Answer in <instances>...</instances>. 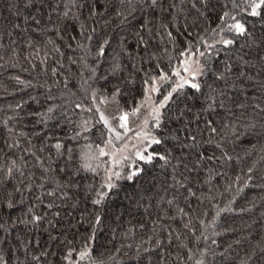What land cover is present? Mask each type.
I'll list each match as a JSON object with an SVG mask.
<instances>
[{
  "label": "snow or ice",
  "instance_id": "snow-or-ice-1",
  "mask_svg": "<svg viewBox=\"0 0 264 264\" xmlns=\"http://www.w3.org/2000/svg\"><path fill=\"white\" fill-rule=\"evenodd\" d=\"M9 12L0 14V69L22 59L29 66L23 71L45 80L11 77L44 92L9 105L13 114L0 118V264H206L220 247L214 237L233 231L216 230L217 221L236 210L218 208L209 223L199 219L203 232L195 235L193 201L214 197L211 187L207 196L194 187L227 176L221 169L239 162L236 150L247 154L246 143L255 149L264 139V0H11ZM161 44L165 53L180 49L169 58L170 71L160 66ZM68 52L70 64L88 73H80L81 88L93 105L75 103L73 114L95 111L107 130L95 152L89 144L75 160L71 143L91 130L90 120L77 123L52 103L47 79L68 89L69 79L60 78ZM141 73L144 99L131 111L118 109L113 126L98 97L118 103ZM110 78V96L93 87ZM165 85L162 99L153 100ZM81 173L93 182L82 185ZM255 173V164L247 168L244 188L264 180ZM245 211L251 209L239 213ZM186 217L181 233L173 224ZM189 233L208 246L181 245ZM100 247L101 257L110 253L106 260L95 255ZM219 255L232 264H264V237L234 239Z\"/></svg>",
  "mask_w": 264,
  "mask_h": 264
},
{
  "label": "trees",
  "instance_id": "trees-1",
  "mask_svg": "<svg viewBox=\"0 0 264 264\" xmlns=\"http://www.w3.org/2000/svg\"><path fill=\"white\" fill-rule=\"evenodd\" d=\"M11 7V0H0V14L8 17L10 15L9 9ZM182 46V44H181ZM164 45H160V50L157 52L160 66L165 68L166 71H170L169 67L166 65L169 64L170 56H176L179 52V48L173 49L169 47L168 53H165L162 49ZM153 51H157V49H153ZM74 54L68 52L66 57L64 58L65 68L61 70V79L67 77L70 81L68 89H65L63 85L55 86L53 78H51L50 74L47 77L48 83L53 84L52 87V95L56 97L52 103L60 105L63 104L69 111L71 118L77 123L82 119L90 120L91 130L86 132L79 138L78 141L72 142L71 146L74 148V160L76 155L81 150H88L87 145H92V151L95 150V146L97 144H103L104 139L107 136V130L104 128L103 123H97L99 120V114L95 111L93 112H80L76 110L75 114H73V107L75 103L83 102L86 107H92V101L87 98L86 92L84 89L87 88L85 85L84 88H81L83 80L81 78L80 73L83 72L84 76L88 75L87 71L83 69L79 65H71L68 61L69 56H73ZM79 56V53L75 54ZM13 63V61H9L8 64ZM51 64V61H49ZM88 63H92V59H88ZM172 64L178 65V59H172ZM8 64L5 65L4 68L0 69V108L4 109L3 113H0V118H5L8 115H12L13 113L9 111V105L15 106L17 103L28 100L29 95L37 96L42 95L44 89L40 88H28L24 89L23 86L17 85L11 77L19 75L22 79L26 81H31L34 85L44 83L45 77L43 74L37 75L36 72H33L30 68L29 71H23V68H28V64L21 59L20 63L17 67L12 68L9 67ZM155 64V61H153ZM108 67L107 63L102 65V68L98 71V75L103 74L104 69ZM142 73L137 75L136 84L129 85L128 88L124 89L123 94L118 97V108L123 109L124 111H131L132 108L136 107L141 100L144 98L143 89H142ZM93 87L96 88H107L109 91L104 93L105 95H110V89L112 87L111 78L108 82L103 80L97 81ZM167 85L161 89L160 94H155L156 101L162 99V95L166 93ZM74 94V95H73ZM99 98V97H98ZM36 105H32V108H35ZM27 110V106H26ZM31 124H29V128ZM65 132L71 133L72 127L69 126L64 129ZM255 143V141H253ZM264 146V139L260 140L259 143L256 144V148L253 149L251 144L246 143L245 147L248 149L247 154L241 152L238 148L236 151L239 153L241 159L238 163L234 165L226 166V169H221V171H227V176L218 177L215 181H213V185H197L194 187V190L198 191V194H203L207 196L209 194V188L211 187V195L214 197L213 199H204L203 203H197L193 201L194 211L190 213L191 219L194 223V233L195 235H200L203 232V227L199 224L198 220L203 219L206 223L211 222V220L215 217L216 211L218 208L231 207L236 210L235 213H222L219 220L217 221V229L221 233L224 232V228H229L233 231H230L227 234H223L218 237H214L219 241L220 247L213 246L216 250V255H209L206 259V264H232L231 260H225L223 257L219 255L221 251H223L229 244L233 243L234 239H242L243 237H255L259 239L260 237H264V188L259 187L258 185L264 184V180L257 179L255 181V186L252 182H249V187L244 188V183L246 181V171L248 167L253 166L255 164L256 175L264 176V160L261 159V156H264V152L261 151V147ZM104 160H106L104 158ZM60 167L64 166V161L61 159L58 161ZM105 165H102V167ZM240 176L241 179L238 182L235 181L236 176ZM81 184H87L92 181V177L90 173H81ZM97 180L99 177L96 178ZM201 179H206V175L202 174ZM231 185L229 188L228 186ZM243 188V191L239 189ZM227 189V190H226ZM232 202L231 204L229 202ZM180 207H185V203L183 200L180 201ZM240 209H251V211H245L243 213H239ZM187 210V208H186ZM206 213V215H205ZM172 214H175L174 211ZM188 218H184L183 221L178 220L175 224H173L174 228H178L181 233H183L182 223L185 222ZM238 230V231H236ZM211 229L209 233H211ZM105 241V237L101 236L99 240V244H103ZM256 240H253L255 243ZM181 245H187L193 251H195L198 247H207L208 245L204 243L203 239H201L200 243L197 244L194 240V237L191 233L187 236L182 235ZM236 248L235 245H233ZM184 251L183 248L179 251H174V255H181ZM239 251V249H237ZM105 249L100 247L98 248L95 255L102 259H107V255L110 253H106L105 256L101 257V253H104ZM230 255H235V252H231ZM107 264H112L111 261H107Z\"/></svg>",
  "mask_w": 264,
  "mask_h": 264
},
{
  "label": "rangeland",
  "instance_id": "rangeland-1",
  "mask_svg": "<svg viewBox=\"0 0 264 264\" xmlns=\"http://www.w3.org/2000/svg\"><path fill=\"white\" fill-rule=\"evenodd\" d=\"M110 96V95H109ZM144 99V98H143ZM142 99V100H143ZM141 100V101H142ZM153 100H155L156 101V99H155V94L153 95ZM96 105L101 109V111H103L104 112V114L106 115V116H108L109 117V119L111 120V123L113 124V126H116L117 124H118V121L117 120H112L111 118L113 117V116H118L119 115V111H118V103H112V102H109V103H107V104H100L99 103V98L97 99V101H96ZM134 121H135V118H132V117H130V119H129V124H130V127H133V128H135V123H134ZM136 123H138V121H136ZM117 130L118 131H122L121 129H119V128H117ZM133 135V133L132 132H129L128 133V136L129 137H131ZM85 151H87V150H85ZM93 152H95V150L93 151ZM106 160H107V157H104ZM104 158H102L103 160H104Z\"/></svg>",
  "mask_w": 264,
  "mask_h": 264
}]
</instances>
